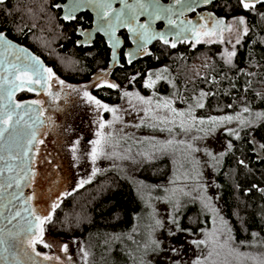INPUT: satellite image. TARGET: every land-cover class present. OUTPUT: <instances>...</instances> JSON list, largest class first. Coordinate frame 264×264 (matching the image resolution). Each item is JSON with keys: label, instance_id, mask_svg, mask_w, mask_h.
I'll return each instance as SVG.
<instances>
[{"label": "trees", "instance_id": "16d2710c", "mask_svg": "<svg viewBox=\"0 0 264 264\" xmlns=\"http://www.w3.org/2000/svg\"><path fill=\"white\" fill-rule=\"evenodd\" d=\"M18 2H6L7 12L0 17V23L6 24L7 36L29 47L54 74L76 84L105 68L109 50L101 37L96 36L88 48L75 44V24L88 26V13L77 16L74 22L61 23L55 16L49 18L42 1ZM211 9L217 16L245 20L248 31L235 43L231 63L224 59L219 42L192 47L179 44L174 48L159 45L130 63L121 61L111 76L119 85L135 87L144 94L145 78L164 66L174 83V99L179 106L204 93L200 102L203 107L193 110L197 117L231 114L240 108H247L253 115L235 134L227 136L231 147L222 154L213 180L229 239L245 251L252 250L250 242L257 241L256 249L264 264V2L244 9L238 0H215ZM23 92L16 99L32 96ZM92 93L110 105L120 97L117 88ZM170 170V160L161 155L144 163L137 174L144 184L152 186ZM84 181L83 186L80 183L58 200L59 206L52 213V221L44 225V233L75 242L83 259L80 262L78 258L79 264H130L133 252L129 244L140 242L146 231L142 214L147 202L129 180L112 171L97 173ZM150 188L147 190L159 194V190ZM174 215L185 229L183 232L189 234L206 228L209 219L198 199L189 195ZM35 247L40 252H51L42 243ZM84 252L88 253L86 258Z\"/></svg>", "mask_w": 264, "mask_h": 264}, {"label": "rangeland", "instance_id": "374dc122", "mask_svg": "<svg viewBox=\"0 0 264 264\" xmlns=\"http://www.w3.org/2000/svg\"><path fill=\"white\" fill-rule=\"evenodd\" d=\"M233 20L231 18L228 22L232 23ZM242 34L233 27L231 32H223V43L216 36L202 37L200 41L207 44L221 43L223 57L227 59L225 50L233 51L237 38ZM150 74H155L152 75L155 84L146 88L144 84ZM150 74L143 81L146 89L144 94L125 84L117 87L120 92L118 102L106 104L109 108L117 109L115 114L99 107L95 103L98 99L90 92L91 87L101 83L102 79L99 78L82 84H60V80L54 78L52 86L43 95H38L39 100L44 98L43 114L48 123L42 139L43 148L46 149L41 154L32 186L45 201L44 213L53 202H58L81 181L92 177L93 168L97 169L95 174L112 171L129 180L147 202V210L142 214L146 231L141 235L140 242L129 244L133 252L130 264H195L196 261H200V264H261L262 255L256 249L259 244L257 241L250 242L252 250L245 251L240 246H234L229 239L216 200L213 180L222 154L230 145L227 136L236 133L237 128L244 126L253 115L240 108L231 114L197 117L193 110L201 102V94L191 98L184 106H179L174 99V83L167 67H158ZM157 75L160 79H156ZM85 92L95 100L90 101ZM125 92L132 95L125 96ZM140 97L150 100L151 104H145ZM165 101H169L171 106L164 107ZM100 104L105 105L101 101ZM172 109L185 115H175ZM228 116L233 119H222ZM210 118H216L214 124L209 122ZM165 119L172 123H163ZM200 120L205 123L200 124ZM101 123L106 125L104 129L99 128ZM162 128L165 130L161 131ZM168 128L172 131H167ZM98 131L110 133L111 136L105 149L107 154L99 156L93 164L89 154L93 147L91 142L99 139L96 135ZM168 140L174 143L168 146L166 152H160L159 148ZM188 144L198 151L189 150ZM153 152L155 157L166 156L170 160L171 170L165 178L150 186L142 182L137 172L150 160L144 154ZM209 152L212 156L207 154ZM213 156L216 158L213 159ZM148 186L150 191V187L159 190V194L147 190ZM178 187H183L190 193L189 196L197 198L209 214L206 228L197 234L176 231V226L170 222L175 212L170 204L176 198L169 201L168 197ZM185 197L177 193L180 203L184 202ZM205 203L209 207H205ZM40 211L41 208L38 209ZM157 219L161 221V226L156 225ZM170 230L175 231V235ZM221 236L223 239H220ZM214 237L218 242H213ZM43 239L51 245L50 251L63 258L67 264H79L78 258L83 262L75 242L53 238L46 233ZM153 240L158 242V247L150 245ZM199 240H206L207 243H194ZM225 240L227 243H224ZM65 244L68 245L66 252L63 248ZM146 244H149L147 248Z\"/></svg>", "mask_w": 264, "mask_h": 264}, {"label": "snow or ice", "instance_id": "6c2138e0", "mask_svg": "<svg viewBox=\"0 0 264 264\" xmlns=\"http://www.w3.org/2000/svg\"><path fill=\"white\" fill-rule=\"evenodd\" d=\"M5 0H0V4H4ZM90 3L96 4V6L100 9H102V12L100 13L101 19L104 21L102 23L98 30L105 31L106 35L109 36V40L111 43V46L113 48V59L116 58V52L115 49L119 47L120 41L115 37V31L118 27H127L128 31L132 33L138 43V49L140 51H146L144 45L151 39L157 38V34L151 32L150 30V24L144 23V24H138V17L141 15L147 14L149 17H151L152 20H158L161 18H167L169 25H175L176 21L173 20L171 17L173 15H176L177 13L173 11L171 7H162L158 4V0H136V3L134 5H130L128 3V0H122V3L124 5L123 8L116 10L113 9L110 3V0H89ZM184 0H175L176 4H182ZM204 4L211 3V0H202ZM239 4L244 9H252L256 7L257 3L264 2V0H238ZM192 4L187 3L186 8L184 10H191ZM112 13H115V15H112ZM179 15H183V10L179 12ZM71 17L66 16L65 19H69ZM214 19V22L212 24L211 29L204 30L206 26L202 25L200 29L195 28L193 26L192 29V35L195 38L196 42H200V37L203 36H216L221 43L224 42L223 40V32L228 31L231 32L233 27H236L238 33L247 34L248 29L246 27H243L245 25V20L243 17L234 18L232 23H225L223 19ZM189 24H192L191 21L188 22ZM183 24V21H181V25ZM180 27V25H178ZM186 30V29H185ZM182 34V33H181ZM158 38L163 41L164 44H168V39L165 38L163 33H160L158 35ZM230 42V41H229ZM239 37L236 40V43H239ZM0 44L4 46L5 52L7 53L10 49H15L17 46L13 45L10 40H8L5 37V34L0 31ZM171 46L174 48L176 46L175 42L171 44ZM27 53V49H19L18 52H14V60H5L3 62H0V66L3 64H7L8 67H4L3 71L0 72V142H3L6 140V137L8 139L13 140L17 145L18 148L15 150V152H9L7 156V161H18L16 167L19 169V172L14 177H9V182L0 187L5 188H11L13 186V183L17 188H20L21 180H25L31 184L32 180L36 176V173L32 171L28 165L25 163L26 160H30L31 157H29V153L33 151H39L38 148L34 149L35 144H42L43 140L37 139V131L38 129L35 127L36 121L33 120L32 124L28 123V120L25 119V117H28V119H31V116L29 114V108L31 105L40 104L41 102L39 100H33L28 102L27 106L24 103L15 102L13 100V96L15 92L19 89H24L27 87L28 91H33V85H40L41 87H44L48 84V81H52L54 78V73L51 68H41L40 62L38 57H27L24 54ZM227 62L231 63V58L235 55L234 51H228L225 50ZM131 55V54H129ZM34 61V62H33ZM131 62V61H129ZM46 74V75H45ZM9 75L12 77V79H9ZM152 75L150 74L147 81H145L144 86L146 88H151L155 84V80L152 79ZM134 79V77H133ZM156 79H160V76L157 75ZM60 84H63V81H59ZM50 86V85H49ZM71 87V86H69ZM108 87L115 88L118 87V85L115 84H108ZM50 94V93H48ZM125 96H131L132 93L125 92ZM201 95H204V93H201ZM85 96L90 100H95L94 97H91L88 95L87 92H85ZM140 99L145 104H151L150 100H144L143 97H140ZM95 103L99 106L104 108L106 111H110L113 114L117 112V109L115 108H109L108 105H101L100 101L95 100ZM170 102L165 101L164 107H170ZM198 107H203L202 103H197ZM159 107V105H158ZM147 111V110H145ZM245 112L248 111L247 108L244 109ZM172 112L175 115L178 116H184L185 114L182 112H177L175 109H172ZM42 113V110H41ZM190 115V113H189ZM38 119V117H37ZM116 119H119L116 117ZM216 118H210L211 123L214 124ZM225 121H231L233 118L223 117L222 118ZM163 123H172V121H168L167 119L162 121ZM42 123V122H41ZM200 124H204V120L199 121ZM243 123V121H242ZM21 126V127H18ZM182 123L180 127L182 128ZM106 125L104 123H101L99 125L100 129H104ZM27 131H24V130ZM161 131H164L165 129H160ZM204 130V129H201ZM167 131L171 132L172 129L168 128ZM235 134V133H233ZM97 137L99 139L92 141L93 147L90 152V157L95 164V161L99 156L106 155V147L109 145V139L111 134H105L101 131H98L96 133ZM21 139H23V142L21 143ZM174 143L173 140L165 141L164 144L159 148L160 152H166L168 149V146L172 145ZM180 143H184L181 141ZM3 147V144L0 143V148ZM188 149L191 151H198V149L194 148L193 145L188 144ZM231 147V145H229ZM75 152V148L73 149ZM209 156H212V153H207ZM146 159H153L155 158V152L153 153H145ZM216 157L213 156V159ZM5 156L0 155V161H4ZM241 164H243V161H240ZM7 171L12 172L14 169L11 164H8ZM5 169H0V175L3 174ZM97 169L93 168V175H95ZM87 181H81V186H83L84 183ZM175 183V181H173ZM261 191H264V189H261ZM177 193L182 194L184 196L189 195L190 193L186 192L183 187L174 188L172 190L171 195L168 197L169 201H172L174 198L175 202L173 204L174 211L178 212L180 207L179 199L177 198ZM22 193H15L14 198L20 199ZM35 193H33L32 196H28L24 199V204L28 205L29 202L34 198ZM11 202V201H10ZM59 206L58 202H53L50 209L47 210L44 214H38L36 209H33L31 207H26L25 211L28 212V217H25V225L17 231L14 235H12L11 239L13 241H17L20 249L24 251L25 255H27V249H31L33 253H35L36 256H40L41 253L36 251V245L42 243L45 248L51 247L50 244L44 242L43 234H44V225L46 223H50L52 221V213L55 211V209ZM205 207H209L207 203H205ZM214 210V209H213ZM21 213L19 211L15 212L12 219H15L16 217H19ZM172 224L176 226V231H185V229L181 228L179 224V220L177 216L173 215L170 221ZM157 226H161V221L156 220L155 221ZM172 235H175V231H171ZM220 239H223V236L220 237ZM213 242H218L215 237ZM197 245H204L207 243L206 240H199L194 241ZM224 243H227V240L224 241ZM150 245L153 247H158L157 241H150ZM0 246H3V253L5 254H11L12 259L16 258V248L17 244H8L7 241L0 240ZM149 244L145 245V248H147ZM223 246V245H221ZM64 251L66 252L68 249V245L63 246ZM175 251V249H173ZM88 253L84 252L85 258L87 257ZM2 258L7 259L8 256L5 255ZM45 260H52V259H59L58 257H52L49 255H44L43 257ZM195 264H200V261H196Z\"/></svg>", "mask_w": 264, "mask_h": 264}, {"label": "water", "instance_id": "95a60500", "mask_svg": "<svg viewBox=\"0 0 264 264\" xmlns=\"http://www.w3.org/2000/svg\"><path fill=\"white\" fill-rule=\"evenodd\" d=\"M214 0H211V2ZM111 6L113 9L119 10L124 7L122 0H110ZM128 3L130 5H134L136 3V0H128ZM187 3L192 4L191 10H184L186 8ZM158 4L162 7H171L174 12H176V15H173L171 18H175L178 20L180 18L179 12L183 10V15H187L194 11L197 8L205 7L208 4H204L202 0H184L182 4H176L173 0H169L167 3L161 2L158 0ZM61 18H63L65 21H69L73 19L75 14H78L80 12L87 11L90 13L92 17V26L87 31L88 35L91 37V39L94 37L96 33H98L100 36H102L106 47L109 50V61L107 65V70H111L116 64L118 63V56H119V49L122 45V38L118 35V31L124 30L127 34V39L130 42V51L132 52H138V41L136 40V37L128 31L127 27H118L115 31V37L119 39L120 45L118 48L115 49L116 52V58L113 59L112 53L113 48L111 46L109 36L106 35L105 31L98 30L99 26L104 23V21L101 19L100 13L102 12V9L98 8L96 4L90 3L89 0H65L61 5ZM112 15H115V13H112ZM71 17L69 19H65V17ZM142 19V20H141ZM141 20V21H139ZM163 18L158 20H152L151 17H149L147 14L141 15L138 17V24H144L149 23L150 24V30L153 33L157 34V38L151 39L144 45V47L151 44L153 40L159 39L158 35L160 33L165 34L166 30L164 27L161 29H156L154 24L157 22H163ZM6 37V36H5ZM7 38V37H6ZM8 39V38H7ZM10 40V39H8ZM13 45L17 46L15 49H10L8 52H5L4 46L0 44V62H3L5 60H14V52H18L19 49H27V53L24 55L27 57H38L35 55L32 51H30L28 48H26L23 45H20L12 40H10ZM40 67L48 68L42 59L40 57ZM34 62V61H33ZM4 67H8L7 64H3L0 66V72L3 71ZM46 75V74H45ZM9 79H12V77L9 75ZM33 91H28L27 87L24 89H19L15 92L13 96V100L15 102L24 103L26 106L28 102L33 101L32 98H24V99H16V95L20 92L26 91L28 93H34L36 95H43V93L46 91L47 85L44 87H41L40 85H33ZM42 108L39 104L31 105L29 108V114L31 116V119H28V117H25L26 120H28L29 124H32L33 120L36 121L35 127L38 129L37 131V139L40 140L43 138L45 130H46V119L43 114L41 113ZM38 117V119H37ZM42 122V123H41ZM21 127V126H18ZM24 131H27L26 129ZM23 142V139H21V143ZM3 144V147L0 148V155L5 156L4 161H0V169H5L2 175H0V186H4L9 182V177H14L17 172H19V169L16 167L18 161H7V156L9 152H15V150L18 148V145L11 139H8L6 137V140L3 142H0ZM38 147V144L34 145V149ZM37 151H33L29 153V157H31L30 160H26L25 163L28 165V167L35 172L34 169V160L36 157ZM8 164H11L13 167V171L9 172L6 170ZM33 180L31 184L25 180H21L20 188H17L15 184L13 183V186L11 188H5L0 187V240L7 241L8 244H17L16 248V258L12 259L11 254H5L3 253V246H0V264H67V262L58 256L57 254H54L52 252L44 253L40 252L36 249L37 252L41 253L40 256H36L35 253L31 251V249H27V255H25L24 251L20 249V246L17 241H13L11 239L12 235H14L17 231H19L24 225H25V217H28V212L25 211L26 207H31L33 209L37 210L38 214L44 213L45 204L42 203V199L40 198L39 193H35L34 187L32 186ZM22 193L20 199H15L14 194L15 193ZM33 193H35L34 198L29 202L28 205L24 204V199L28 196H32ZM11 201V202H10ZM41 208V211L38 212V209ZM19 211L21 215L19 217H16L15 219H12L15 212ZM7 255L8 258L4 259L3 256ZM44 255H49L52 257H58L59 259H52V260H45L43 257Z\"/></svg>", "mask_w": 264, "mask_h": 264}, {"label": "flooded vegetation", "instance_id": "af4514ba", "mask_svg": "<svg viewBox=\"0 0 264 264\" xmlns=\"http://www.w3.org/2000/svg\"><path fill=\"white\" fill-rule=\"evenodd\" d=\"M7 1L8 0H5L4 4H0V17H4L6 15L5 13L7 12V10H6L5 7H6V2ZM18 1H19L18 5L21 4L22 0H18ZM37 1H42V3H45L44 6H45V9L47 10V14H48L49 18L55 16L57 18V20H59L61 23L74 22V21H76V17L77 16H79L82 13H85V12L90 15L89 12L84 11V12H80L78 14H75L73 19H71L69 21H65L63 18H61L62 10H61V7H60V5L65 0H37ZM160 1L164 2V3H167L169 0H160ZM173 1L175 2V0H173ZM214 1H212V2H214ZM224 1L227 2L229 0H224ZM211 3H209L205 7L197 8V9H195L194 11H192L191 13H189L187 15L180 16V18L178 20H176L175 18H172L173 20L176 21L175 25H169L167 18H163V20H164L163 22L155 23L154 26H155L156 29H161L162 27L165 28L166 32H165L164 36H165L166 39H168L169 43L168 44H164L163 41L160 40V39L153 40L151 42V44H149L148 46L145 47L146 51H140L139 50L136 53L130 51L129 48H130L131 44H130V42L127 39L126 32L124 30L118 31V35L122 38V45H121V47L119 49L118 63L116 64V66H114L110 71L107 70V65H108V61H109V55H108V60H107V64H106L105 68L95 70L90 75V77L83 83H88L90 80L96 81V79H98V78L102 79L101 83H98L96 86L91 87V89H90L91 93L93 92V90L95 92V91H98L99 89H102V88H110V87H108L109 83H112V84H115V85L119 86V84L116 82V80L113 79V77L111 76V72H112L113 69L118 68V66L121 64V61H123L125 63H130L129 61H133V60H135L137 58L142 57L146 53H148V51H149V49L151 47H155V46H159V45H162V46H165V47H172L171 44L173 42H175L176 45L184 44V45H189L191 47L195 46L198 43L196 42L195 38L192 35L193 26H195V28H197V29H200L201 26L204 25V26H206L204 30H209V29H211L212 24L214 22L213 18H215V19H223L225 21V23H229L228 21H230V19H231V17L224 18V17L215 15L213 13L212 9H211ZM90 17H91V15H90ZM232 18H235V17H232ZM141 20H139V21H141ZM181 21H183L182 25H181ZM189 21H191L192 24H189L188 23ZM178 25H180V27H178ZM91 26H92V17L90 19V22H89L88 26L82 27L80 24H77V23L75 24L74 33L76 35V38H75V44L76 45H80L81 47L88 48V47H90L92 45V42L94 41L96 36H99V37L102 38V36H100L98 33H96L94 35V37L91 39V37L87 33V31L91 28ZM16 29H13V30H16ZM10 30H12V29H10ZM0 31H2L8 39H10V40H12V41H14V42H16V43H18L20 45H23V46H25L26 48L29 49V47H27L26 45H24V44L16 41L15 39H13V38H11V37L6 35V32H7L6 24L0 23ZM15 32H21V30H19V31L16 30ZM202 37H206V36L202 35L200 38H202ZM199 43H204V42L200 41ZM129 54H131V55H129ZM35 55H37V54H35ZM47 67L50 68L49 66H47ZM54 78H56V79H58L60 81H63L64 83L72 84V83L65 82L60 76H58L56 74H54ZM52 81H48L46 91L49 89V85L52 86L51 85ZM76 84H82V83H76ZM115 88H117V87H115ZM23 93L25 94L27 92L24 91ZM92 96H94L93 93H92ZM28 98H32L33 100H39L38 95H36L34 93H32V96L28 97ZM39 101L41 102L39 105L42 108V112H44V110H43V105L45 103L44 98L43 99L40 98ZM47 123H48V121L46 119V127H47ZM37 148L39 149V151H37V154H36V157H35V160H34L35 173L37 171V167L39 166V162H40V159H41V154L46 149V148H43V143L42 144H38Z\"/></svg>", "mask_w": 264, "mask_h": 264}, {"label": "bare ground", "instance_id": "6f19581e", "mask_svg": "<svg viewBox=\"0 0 264 264\" xmlns=\"http://www.w3.org/2000/svg\"><path fill=\"white\" fill-rule=\"evenodd\" d=\"M44 202H45V201L42 200V203H43V204H45Z\"/></svg>", "mask_w": 264, "mask_h": 264}]
</instances>
